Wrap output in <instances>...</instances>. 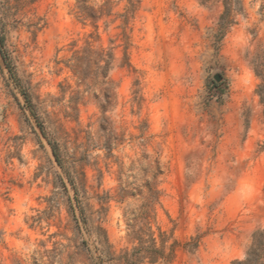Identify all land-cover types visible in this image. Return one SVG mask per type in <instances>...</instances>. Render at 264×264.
I'll use <instances>...</instances> for the list:
<instances>
[{
	"label": "rangeland",
	"instance_id": "1",
	"mask_svg": "<svg viewBox=\"0 0 264 264\" xmlns=\"http://www.w3.org/2000/svg\"><path fill=\"white\" fill-rule=\"evenodd\" d=\"M263 3L243 0V12L219 37L220 2L141 0L126 67L119 21L106 29L100 21L95 40L76 0H0V264H108L97 248V226L115 258L131 250L130 218L142 210L144 195L119 200L118 191L150 177L141 164L147 160H158L163 171L156 236L160 227L180 243L196 235L200 243L192 253L179 247L171 262L142 264L244 258L253 231L264 227V105L254 71L264 64ZM87 41L113 47L116 58L106 116L122 141L112 154L97 143L99 86L80 83L65 66ZM22 91L59 141L63 167L81 157L89 229L69 212L73 191L63 188L64 169Z\"/></svg>",
	"mask_w": 264,
	"mask_h": 264
},
{
	"label": "trees",
	"instance_id": "2",
	"mask_svg": "<svg viewBox=\"0 0 264 264\" xmlns=\"http://www.w3.org/2000/svg\"><path fill=\"white\" fill-rule=\"evenodd\" d=\"M205 4L209 1L220 2L223 10L219 15L217 23V34L219 37L235 23V16L244 10L243 0H200ZM141 7V0H76V13L78 18L83 22H90L95 28V40L100 38L99 23L103 21L105 29L109 25L119 21L116 28H120L123 54L121 65L130 67L128 48L130 45V29L131 22L135 18ZM264 10V3L260 7ZM90 37H93L92 34ZM4 35L0 27V50L3 51ZM116 60L113 47H103L99 45L94 48L92 43L87 41L82 49L73 51L70 58L65 62V66L72 72L78 81L84 85L92 82L93 85L99 86V93L94 94L98 106L101 111L100 117V139L97 143L105 148L109 154H112L114 145L120 143L122 139L111 129L108 123L106 112L114 104V93L112 91V82L109 78V70ZM256 75L260 82L256 87V94L264 105V64L254 67ZM26 105L34 116L37 126L42 136L49 144L51 151L55 157L57 164L64 169L65 180L60 177L63 188L73 191V196L69 197V212L72 214L78 226L81 223L88 228L89 218L86 215L85 207L80 198L81 186L83 185V165L81 157H75L68 167H63V158L61 148L56 136L49 133L43 121L37 115L34 104L31 102L30 95L26 91H22ZM264 110V109H263ZM264 148V143L263 146ZM148 158L147 155H144ZM146 173H150V177H146L144 183L139 187H131V183L120 186L118 191L119 200L132 197L135 194L141 196L143 201L142 210L130 218L131 237L136 241V245L131 249H125L117 258L113 256L111 247L108 243L106 231L103 227L97 226L95 240L100 251L102 261L112 264L113 261L122 264H142L147 260L149 263L158 261L171 262L175 257L179 247L187 252H195L200 243V236H191L188 240L180 243L172 234L166 230L157 227L158 236L152 227L155 221V205L159 203L160 190L158 188L159 176L163 173L158 160L141 163ZM132 188V189H131ZM109 197H107L108 202ZM78 211V212H77ZM79 213V216L77 215ZM89 229V228H88ZM100 246V247H99ZM231 264H264V227L257 228L251 235V242L247 248L246 254L242 259H234Z\"/></svg>",
	"mask_w": 264,
	"mask_h": 264
},
{
	"label": "water",
	"instance_id": "3",
	"mask_svg": "<svg viewBox=\"0 0 264 264\" xmlns=\"http://www.w3.org/2000/svg\"><path fill=\"white\" fill-rule=\"evenodd\" d=\"M216 80H220V76L219 75H215V77H214Z\"/></svg>",
	"mask_w": 264,
	"mask_h": 264
}]
</instances>
